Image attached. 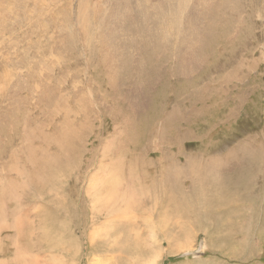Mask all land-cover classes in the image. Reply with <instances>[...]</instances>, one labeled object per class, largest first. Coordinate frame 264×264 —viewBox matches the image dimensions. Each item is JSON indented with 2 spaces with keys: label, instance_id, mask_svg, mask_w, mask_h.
I'll list each match as a JSON object with an SVG mask.
<instances>
[{
  "label": "rangeland",
  "instance_id": "374dc122",
  "mask_svg": "<svg viewBox=\"0 0 264 264\" xmlns=\"http://www.w3.org/2000/svg\"><path fill=\"white\" fill-rule=\"evenodd\" d=\"M165 2L0 0V264H264V0Z\"/></svg>",
  "mask_w": 264,
  "mask_h": 264
},
{
  "label": "bare ground",
  "instance_id": "6f19581e",
  "mask_svg": "<svg viewBox=\"0 0 264 264\" xmlns=\"http://www.w3.org/2000/svg\"><path fill=\"white\" fill-rule=\"evenodd\" d=\"M171 1L172 0H169V3H168V0H166V2H165V4L167 5V6H169V7H171ZM129 24H130V27L129 28H132V18L131 17H129ZM105 25V19L103 18V26ZM141 32H142V34H141V36L143 37V32H144V28H142L141 29ZM137 33V32H136ZM191 36H192V40H193V42L192 43H194V40H195V33H192L191 34ZM144 38V37H143ZM147 39V41H149V39H150V37H147L146 38ZM191 43V44H192ZM105 48H106V46H105V42H104V40H103V61L101 60H99V62L103 65V70L105 69V67L107 66V64H108V62L106 61V60H109V58L111 57V52L110 51H108V52H106V54H105V56H106V60H105V58H104V52H105ZM187 49H191L192 50V48L190 47V46H187ZM188 52V50H186V53ZM190 56H192V55H190ZM106 61V62H105ZM126 76H129V72H127L126 73ZM138 78H139V74L138 73H133V75H132V79L134 80V83L136 82H138ZM173 114H171V116H172ZM124 125H126L127 126V129H126V126L124 127V130L125 131H127V132H130L131 130L128 128V123H127V121H124ZM179 125H180V123H178V125H177V128H176V130H178V128H179ZM176 126V125H175ZM172 130V129H171ZM65 149V148H64ZM243 151H244V149H243ZM66 152V151H65ZM109 151H106V148H105V153H104V155H103V157H104V159L105 158H107V155H106V153H108ZM67 153V152H66ZM241 153V152H240ZM239 154V153H238ZM240 155V154H239ZM242 156H243V153L241 154ZM232 156H234V155H232ZM245 156V155H244ZM243 156V157H244ZM66 157V156H65ZM64 157V158H65ZM243 157H241L242 159H243ZM69 158V157H68ZM67 157H66V159H68ZM240 158V157H239ZM63 159V158H62ZM136 160V159H135ZM231 161V160H230ZM135 164V163H134ZM102 167V166H101ZM101 170V169H100ZM136 172V169L134 168V167H132V166H130V168H129V177L131 178V179H133V175H134V173ZM112 174H116L117 175V173L116 172H114V171H112ZM100 182V181H99ZM108 182V179L107 178H103V184L104 183H107ZM102 183V182H101ZM103 184H101V185H103ZM99 187H101V186H99ZM105 188V189H104ZM93 189V188H92ZM103 189L105 190V193H110V195H112V193H111V190H110V188L109 187H105V186H103ZM97 192V191H96ZM95 192V193H96ZM104 196V195H103ZM113 204H115V202H106L104 205H103V209H107L108 207H110L111 205H113ZM3 212V211H2ZM106 212V211H105ZM0 213H1V210H0ZM118 213H120L119 215H120V217L118 216ZM116 215H117V217L118 218H121L122 217V215H123V212L122 211H120V212H118ZM4 214V213H3ZM1 216V215H0ZM104 216L106 217V216H108V213L106 212V213H104ZM216 217V219H218V217L217 216H215ZM163 229H166V231H170V230H168V227L167 228H161V229H159L160 231H162ZM156 231V230H155ZM207 231H208V229H207ZM154 232V231H153ZM155 233V232H154ZM221 239V238H220ZM15 244V243H14ZM15 248H16V246H15ZM18 248H19V246H18ZM21 248V247H20ZM188 248H190V247H188ZM18 251V250H17ZM19 252H20V250H19ZM211 254V253H210ZM22 255V254H21ZM18 256H20V253H19V255ZM19 259H20V257H19ZM22 259H23V257H22ZM27 264V263H26Z\"/></svg>",
  "mask_w": 264,
  "mask_h": 264
}]
</instances>
